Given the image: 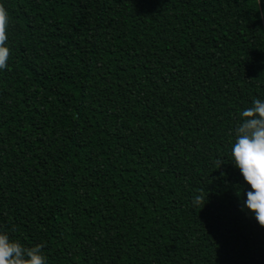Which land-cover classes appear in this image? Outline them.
<instances>
[{
  "label": "trees",
  "instance_id": "trees-1",
  "mask_svg": "<svg viewBox=\"0 0 264 264\" xmlns=\"http://www.w3.org/2000/svg\"><path fill=\"white\" fill-rule=\"evenodd\" d=\"M0 6V231L46 264H264L229 155L264 99V0Z\"/></svg>",
  "mask_w": 264,
  "mask_h": 264
},
{
  "label": "clouds",
  "instance_id": "clouds-1",
  "mask_svg": "<svg viewBox=\"0 0 264 264\" xmlns=\"http://www.w3.org/2000/svg\"><path fill=\"white\" fill-rule=\"evenodd\" d=\"M7 10L0 6V70L8 67ZM240 124L234 130L230 145V162L239 170L248 190L244 193L242 211L251 213L264 227V99H255L239 112ZM0 264H46L40 245L24 247L4 231H0Z\"/></svg>",
  "mask_w": 264,
  "mask_h": 264
}]
</instances>
